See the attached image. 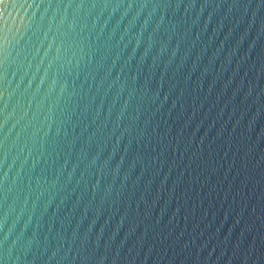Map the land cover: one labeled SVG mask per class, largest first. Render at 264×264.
Listing matches in <instances>:
<instances>
[{"label":"water","instance_id":"1","mask_svg":"<svg viewBox=\"0 0 264 264\" xmlns=\"http://www.w3.org/2000/svg\"><path fill=\"white\" fill-rule=\"evenodd\" d=\"M0 264H264V0H0Z\"/></svg>","mask_w":264,"mask_h":264}]
</instances>
